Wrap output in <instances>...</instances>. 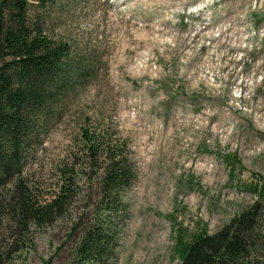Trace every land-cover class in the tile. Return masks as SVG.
I'll list each match as a JSON object with an SVG mask.
<instances>
[{"label": "rangeland", "instance_id": "374dc122", "mask_svg": "<svg viewBox=\"0 0 264 264\" xmlns=\"http://www.w3.org/2000/svg\"><path fill=\"white\" fill-rule=\"evenodd\" d=\"M55 23L93 51L95 76L56 111L26 178L53 192L85 128L114 132L137 174L117 264H179L178 239L219 230L264 179V0H72ZM83 204L37 234L28 264L56 253Z\"/></svg>", "mask_w": 264, "mask_h": 264}, {"label": "trees", "instance_id": "16d2710c", "mask_svg": "<svg viewBox=\"0 0 264 264\" xmlns=\"http://www.w3.org/2000/svg\"><path fill=\"white\" fill-rule=\"evenodd\" d=\"M67 1L0 0V264H28L37 234L69 216L79 197L68 239L42 263L117 264L131 216L126 193L137 174L114 132L85 128L51 193L25 176L56 111L95 76L93 51L56 28ZM253 192L257 200L216 232L179 238V264H264V179Z\"/></svg>", "mask_w": 264, "mask_h": 264}]
</instances>
